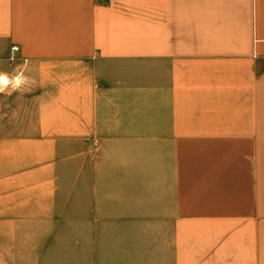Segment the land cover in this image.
Instances as JSON below:
<instances>
[{"label":"crops","instance_id":"crops-1","mask_svg":"<svg viewBox=\"0 0 264 264\" xmlns=\"http://www.w3.org/2000/svg\"><path fill=\"white\" fill-rule=\"evenodd\" d=\"M14 41L0 228L40 226L62 157L101 199L123 164L156 264H264V0H0V66Z\"/></svg>","mask_w":264,"mask_h":264},{"label":"rangeland","instance_id":"rangeland-1","mask_svg":"<svg viewBox=\"0 0 264 264\" xmlns=\"http://www.w3.org/2000/svg\"><path fill=\"white\" fill-rule=\"evenodd\" d=\"M15 45L19 49L15 59L8 58L7 67L2 62L0 71L11 73L29 58L21 53L19 42ZM121 167L111 170L110 176L116 175L101 199L90 193L95 179L89 176L88 181L80 162L62 157L52 194L46 197L45 210H40V226L0 228V260L4 264H156L148 249L156 228L128 225V219L145 216L138 210L148 205V196L142 194L145 185L139 170Z\"/></svg>","mask_w":264,"mask_h":264},{"label":"clouds","instance_id":"clouds-1","mask_svg":"<svg viewBox=\"0 0 264 264\" xmlns=\"http://www.w3.org/2000/svg\"><path fill=\"white\" fill-rule=\"evenodd\" d=\"M18 50V48H13L9 58L14 60V53ZM29 63L30 61L25 59L23 64L18 65L11 73L0 71V93L10 96L12 92L20 91L22 88L25 91L28 90L26 86L29 85L30 78L25 75V71L28 70ZM0 264H4L3 260H0Z\"/></svg>","mask_w":264,"mask_h":264},{"label":"built area","instance_id":"built-area-1","mask_svg":"<svg viewBox=\"0 0 264 264\" xmlns=\"http://www.w3.org/2000/svg\"><path fill=\"white\" fill-rule=\"evenodd\" d=\"M13 48H17V46L15 45V46H13Z\"/></svg>","mask_w":264,"mask_h":264}]
</instances>
